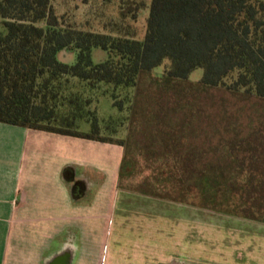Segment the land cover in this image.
<instances>
[{"label":"trees","instance_id":"obj_1","mask_svg":"<svg viewBox=\"0 0 264 264\" xmlns=\"http://www.w3.org/2000/svg\"><path fill=\"white\" fill-rule=\"evenodd\" d=\"M0 17L1 122L125 145L103 136L87 93L112 84L114 104L122 109L129 97L121 99L118 90L134 87L142 72L159 65L170 78H188L202 68L200 83L264 99V0H151L142 39L119 29L103 33L68 26L52 0H0ZM94 47L107 51L104 61H93ZM63 49L77 52L75 63L58 59ZM203 116L204 131L210 132L211 115ZM83 119H91V131L79 129ZM222 122L217 124L236 126ZM210 149L165 153L175 162L166 172L172 189L163 197L263 220V131L218 145L213 156ZM126 164L123 160L121 169Z\"/></svg>","mask_w":264,"mask_h":264},{"label":"rangeland","instance_id":"obj_2","mask_svg":"<svg viewBox=\"0 0 264 264\" xmlns=\"http://www.w3.org/2000/svg\"><path fill=\"white\" fill-rule=\"evenodd\" d=\"M150 2L52 0L55 12L68 26L103 33L119 29L139 39L145 35ZM107 55V51L100 47L92 50L94 62L104 61ZM57 56L59 60L73 64L77 52L63 49L58 51ZM202 75L203 69L196 68L188 78L166 77L164 65L155 67L151 72L144 71L134 87L126 91L118 90L121 99L129 97L122 109L114 104L112 84L101 83L97 90L87 93L94 98L90 110L104 130L103 136L125 141L123 158L127 166L122 168L124 171L120 170L118 188L123 197L127 195L129 198H121L116 210L114 206L107 209L110 215L100 228L108 233L107 238L111 233L113 237L114 233L119 232L118 240L128 245L147 244L153 253H159L161 248L162 255L167 254V264H264V219H248L163 197L172 189L170 183L166 182V172L175 162V157L164 156L166 152H180L185 147L201 148L206 145L212 147L210 156H213L212 151L216 146L238 141L253 130H262L264 135V99L206 86L200 83ZM201 110L199 114L202 116L197 117V112ZM205 114L211 115L210 132L204 131L202 125L206 120ZM215 121H224L222 123L225 125L231 121L236 126L222 125L223 128ZM108 122H112V125L106 131L104 127ZM78 126L80 130L89 132L92 121L83 119ZM114 128L117 131L113 134L111 130ZM236 131L239 132L234 133ZM52 135L49 134V139L57 147H63L65 139L69 151L66 147L64 151L72 156L91 153L89 156L105 165L116 163V145L102 146L99 142L92 145V141L85 139ZM111 150L113 152L109 153ZM220 153L221 150L214 155ZM161 171L164 175L160 174ZM150 191L159 195L150 194ZM148 195H151L150 198L146 197ZM122 205L128 209L125 215L129 213L124 217L126 225L122 223ZM155 215L158 218L155 219ZM160 219H164L162 226ZM125 226L137 230L122 229ZM112 251L110 249L108 252V247L105 249L104 264H110ZM159 256L156 255V260H159Z\"/></svg>","mask_w":264,"mask_h":264},{"label":"crops","instance_id":"obj_3","mask_svg":"<svg viewBox=\"0 0 264 264\" xmlns=\"http://www.w3.org/2000/svg\"><path fill=\"white\" fill-rule=\"evenodd\" d=\"M49 134L116 145V163L105 165L86 152V157L72 156L65 139V145L57 147ZM123 148L0 121V264H104L107 247L108 252L113 249L110 264H167L161 248L153 253L147 244L128 245L118 240L119 232L113 237L111 233L110 240L100 228L108 210L129 198L118 188ZM121 208L124 223L129 213ZM132 228L122 227L137 230ZM156 255H161L159 260Z\"/></svg>","mask_w":264,"mask_h":264},{"label":"flooded vegetation","instance_id":"obj_4","mask_svg":"<svg viewBox=\"0 0 264 264\" xmlns=\"http://www.w3.org/2000/svg\"><path fill=\"white\" fill-rule=\"evenodd\" d=\"M78 184H79V182H77V183L74 184L73 190H74L75 192H78V191H79V186H78Z\"/></svg>","mask_w":264,"mask_h":264}]
</instances>
